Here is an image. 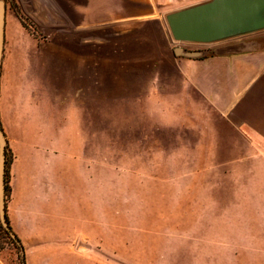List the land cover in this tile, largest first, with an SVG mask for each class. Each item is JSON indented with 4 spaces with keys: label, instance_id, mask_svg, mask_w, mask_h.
I'll return each mask as SVG.
<instances>
[{
    "label": "rangeland",
    "instance_id": "374dc122",
    "mask_svg": "<svg viewBox=\"0 0 264 264\" xmlns=\"http://www.w3.org/2000/svg\"><path fill=\"white\" fill-rule=\"evenodd\" d=\"M3 1L17 15L16 0ZM145 66L130 86H100L82 131L69 118L54 133L45 109L3 111L20 245L0 218V264H264V148L179 94L170 68L163 92L143 86Z\"/></svg>",
    "mask_w": 264,
    "mask_h": 264
},
{
    "label": "crops",
    "instance_id": "0c3cea01",
    "mask_svg": "<svg viewBox=\"0 0 264 264\" xmlns=\"http://www.w3.org/2000/svg\"><path fill=\"white\" fill-rule=\"evenodd\" d=\"M208 1L16 0L43 39L37 41L16 14L6 16L1 126L6 108L18 118H24L21 111L34 118L35 111L45 109L54 133H67L69 118L76 119L82 131L81 119L94 117L100 86H130L132 71L142 70L144 63L150 66L149 71L143 68V86L163 92L164 67L170 68L179 94L211 108L226 129L264 148V31L239 39L257 41L251 53L201 59L173 53L166 15ZM216 46L182 45L187 50ZM40 88L45 101L39 98Z\"/></svg>",
    "mask_w": 264,
    "mask_h": 264
},
{
    "label": "water",
    "instance_id": "95a60500",
    "mask_svg": "<svg viewBox=\"0 0 264 264\" xmlns=\"http://www.w3.org/2000/svg\"><path fill=\"white\" fill-rule=\"evenodd\" d=\"M170 36L178 44L217 45L210 50H187L176 46V57L201 59L251 53L258 48L256 40H239L264 31V0H210L171 12L165 17ZM6 34V3L0 0V76ZM239 40V41H237ZM223 45H218L222 44ZM6 148L7 139L0 121V218L3 227L16 241L6 213Z\"/></svg>",
    "mask_w": 264,
    "mask_h": 264
},
{
    "label": "trees",
    "instance_id": "16d2710c",
    "mask_svg": "<svg viewBox=\"0 0 264 264\" xmlns=\"http://www.w3.org/2000/svg\"><path fill=\"white\" fill-rule=\"evenodd\" d=\"M17 16H18V18L20 19V21H21V23L23 24V26L26 27L27 24H26V22H25V18L23 17V15L21 14L20 11L17 12ZM6 188H7V186H6ZM7 222L9 223L8 217H7ZM9 226H10V224H9ZM2 228H3V227H2ZM10 229H11V226H10ZM3 230H4V232H5L7 235H9V233L7 232V230H6L5 228H3ZM11 230H12V229H11ZM17 240H18V242H20V240L18 239V237H17ZM20 248L22 249V246H21ZM23 264H25V262H23Z\"/></svg>",
    "mask_w": 264,
    "mask_h": 264
}]
</instances>
